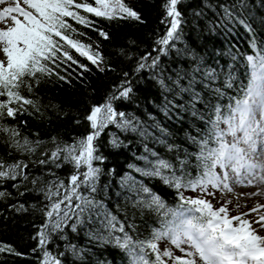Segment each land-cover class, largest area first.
I'll use <instances>...</instances> for the list:
<instances>
[{
	"label": "snow or ice",
	"instance_id": "snow-or-ice-1",
	"mask_svg": "<svg viewBox=\"0 0 264 264\" xmlns=\"http://www.w3.org/2000/svg\"><path fill=\"white\" fill-rule=\"evenodd\" d=\"M159 8L142 40L131 0H0V224L30 229L0 264H264V203L227 199L264 197V0Z\"/></svg>",
	"mask_w": 264,
	"mask_h": 264
},
{
	"label": "trees",
	"instance_id": "trees-1",
	"mask_svg": "<svg viewBox=\"0 0 264 264\" xmlns=\"http://www.w3.org/2000/svg\"><path fill=\"white\" fill-rule=\"evenodd\" d=\"M132 3H135L139 10L145 16V19L148 21V25L141 26L139 29L133 28L131 25L125 26L123 29L120 30L121 34H135L138 35L142 40H146V35L152 32L153 29H157L159 32L164 31V25L159 23L161 19V9L159 8V4L161 0H131ZM255 2V0H253ZM98 24L101 27H107L106 22L99 21ZM74 23V22H73ZM89 35L92 36L93 40H102V38H98L95 32H92L90 29L87 30ZM233 42L237 44V46L241 50H248L247 45V37L244 35L243 31L241 30L240 34L233 39ZM144 46H147L145 43ZM104 47L107 48V42H104ZM82 62L87 63L84 58H80ZM243 69H241V72ZM102 79L111 80L114 79V74L109 73L108 77H102ZM78 88L79 86L76 85L75 81H73V85H63L62 87H56L53 89V94L58 95L61 97H71L73 95H78ZM111 163H109V167H112L115 163H119L121 166L123 165L124 156H114L110 157ZM155 183V182H153ZM156 189L160 191L161 195L165 197L166 200L172 202V194L171 190L165 188L162 185H156ZM189 194V193H186ZM195 194V193H191ZM217 204V200L213 199L212 201ZM23 226H13V225H3L0 224V241L11 243L16 246L21 251H29L30 250V242L27 240L28 231ZM11 264H28V261L22 258H15L11 261Z\"/></svg>",
	"mask_w": 264,
	"mask_h": 264
},
{
	"label": "rangeland",
	"instance_id": "rangeland-1",
	"mask_svg": "<svg viewBox=\"0 0 264 264\" xmlns=\"http://www.w3.org/2000/svg\"><path fill=\"white\" fill-rule=\"evenodd\" d=\"M227 199L233 201V203L230 205L231 213L234 212L235 210H236L235 211L236 214L248 212L249 209L254 205V204H250L251 198L249 197L248 188L243 186H237L233 193L227 195ZM237 204L239 205V208H237Z\"/></svg>",
	"mask_w": 264,
	"mask_h": 264
},
{
	"label": "bare ground",
	"instance_id": "bare-ground-1",
	"mask_svg": "<svg viewBox=\"0 0 264 264\" xmlns=\"http://www.w3.org/2000/svg\"><path fill=\"white\" fill-rule=\"evenodd\" d=\"M247 188V187H246ZM248 190H249V193L251 192V191H253V189H251V188H248ZM249 197L251 198L250 200V204H256V203H264V197H251L250 195H249Z\"/></svg>",
	"mask_w": 264,
	"mask_h": 264
}]
</instances>
